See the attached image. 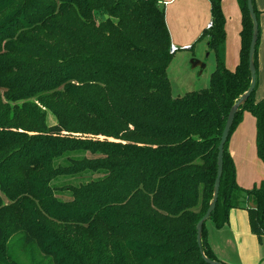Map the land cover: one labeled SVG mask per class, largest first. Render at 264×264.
<instances>
[{"label":"trees","instance_id":"16d2710c","mask_svg":"<svg viewBox=\"0 0 264 264\" xmlns=\"http://www.w3.org/2000/svg\"><path fill=\"white\" fill-rule=\"evenodd\" d=\"M237 1L238 66L225 64L223 0H210L212 28L200 39L216 57L211 85L176 97L161 0H0V264H16L9 252L17 248L42 264L34 247L52 264H207L197 224L213 200L229 113L252 80L253 22L248 0ZM259 42L260 35L257 75ZM256 89L236 115L209 220L222 228L232 209L245 208L262 241L264 182L240 187L229 151L248 111L264 161V98L254 101ZM85 153L97 158H76ZM92 174L101 177L52 186ZM62 190L73 200L60 199ZM202 240L205 255L222 262L206 224Z\"/></svg>","mask_w":264,"mask_h":264},{"label":"rangeland","instance_id":"374dc122","mask_svg":"<svg viewBox=\"0 0 264 264\" xmlns=\"http://www.w3.org/2000/svg\"><path fill=\"white\" fill-rule=\"evenodd\" d=\"M183 0H179L181 2ZM208 1V0H207ZM210 1V0H209ZM208 1V2H209ZM162 3V2H161ZM190 9L186 10V16L190 15L193 11V7L196 5L197 0H189L185 2ZM202 15L205 12V6L201 4ZM163 4V3H162ZM255 5L258 11V22L260 28V42L258 48V61H259V74H258V86L254 94V101L259 102L264 98V0H255ZM210 3H208L209 9ZM164 7V6H163ZM174 10V9H173ZM173 12V13H172ZM168 15V8H167ZM107 18V16H106ZM101 19V18H100ZM178 19L176 13L171 10L170 13V23L173 27L177 25ZM176 28V27H175ZM203 34V33H202ZM202 36V35H201ZM200 36V38H201ZM198 39L194 42L196 59H203L206 64V68L200 73V69H193L191 65V60L195 57L194 53L180 50L178 51L170 64L168 73L172 84L173 96H180L185 92L197 91L208 89L211 85L212 73L216 69V57L213 52H210L207 45L206 39ZM192 45V46H193ZM191 46V47H192ZM200 52V54H198ZM208 56V57H207ZM199 57V58H198ZM226 64V63H225ZM238 64V63H237ZM237 64L233 68H228L235 70ZM249 114V115H247ZM252 115L245 111L242 115V122L245 116ZM246 116V117H247ZM256 120L253 118L245 122L247 127L251 128L253 125V132L255 130ZM56 120L51 113H48L46 118V124L48 126L55 124ZM235 133V132H234ZM236 135H232L230 142L235 139ZM233 137V139H232ZM256 147V149H255ZM77 159H94L97 156H93L89 153L79 154L76 156ZM250 161L244 157L238 159L237 168V183L240 187L245 190H251L255 187H261L262 182H264V161L258 157L257 143H254V153L252 151L249 153ZM244 159V160H242ZM101 177L99 174H92L89 177L79 178V177H61L56 181H53L52 186L59 188H66L65 185H81L86 184L89 181L97 180ZM240 182V184H239ZM58 197L64 201L73 200L69 193L65 191H58ZM4 201L8 203L9 201L4 198ZM247 207V205H245ZM244 210L232 209L229 214L228 223L222 227L218 228L214 221L209 220L206 223V230L208 233V239L211 246H216L219 249L220 255H224L227 261L236 262L240 260V255L245 253L246 256L252 259L249 261L250 264H264V238L260 241L251 232L249 214L245 208ZM23 234H18L10 241V245L18 242ZM34 256L39 260L43 261L42 264H52L49 259H46L42 253L36 249L32 248ZM9 256L16 264H33L32 255L28 250H23V248L11 249ZM12 260V261H13Z\"/></svg>","mask_w":264,"mask_h":264},{"label":"crops","instance_id":"0c3cea01","mask_svg":"<svg viewBox=\"0 0 264 264\" xmlns=\"http://www.w3.org/2000/svg\"><path fill=\"white\" fill-rule=\"evenodd\" d=\"M161 1L166 9V22L170 32L171 43L173 45L179 48L192 46L194 42L200 38V36L205 30L210 29L209 26L212 24V14H211V3L209 0H208L209 2L207 0H201V4L205 6V12L203 15L199 3L200 0H197L196 5L193 7V11L191 12L190 15L187 16H186V10L190 8L185 2H188L189 0H183L181 2H179V0H161ZM208 3H210L209 9H208ZM167 8H168V15H167ZM171 10L174 11V13H176L177 15L178 22L177 25H175L176 28L173 27L170 23ZM223 13L226 18V44L224 48V58H225L226 67L233 68L237 63L239 64L240 62V49H241L240 34L242 30V12L238 4V1L223 0ZM183 51H187V52L190 51L194 53L193 57H195L196 59L197 56L195 55V51H196L195 47L191 48L190 50H183ZM198 54H200V52ZM202 61L205 63L203 59ZM246 116L244 118V121L241 122L238 128L236 129L235 133H233V135H236L235 139L229 143V151L234 159L236 166H238V159L242 157H244L249 161L251 159H255V158H249V153L251 151L252 153H254V143H256V138H257V122L255 121L256 125H255V130L253 132L252 130L253 125L251 128V122L249 128L247 127L245 122L253 118L256 120V118L253 115H252L253 118H251L250 116L247 117ZM237 211H239V209ZM210 247L214 255L225 264H250L249 261H252V259L249 258V256H246L245 253H242L240 255L239 261L236 262L227 261L224 255H220L219 249L215 245L214 246L210 245Z\"/></svg>","mask_w":264,"mask_h":264},{"label":"water","instance_id":"95a60500","mask_svg":"<svg viewBox=\"0 0 264 264\" xmlns=\"http://www.w3.org/2000/svg\"><path fill=\"white\" fill-rule=\"evenodd\" d=\"M254 0H248V11L249 15L251 17V20L253 22V37L251 41V46H250V52H249V69L251 72V86L248 89V91L240 97V99L237 101V103L232 107L222 137L220 144L218 146V159H217V177L215 180V185H214V194H213V200L210 203V206L206 212V214L203 216V218L198 222L197 224V243L200 249V253L202 255L203 260L207 264H225L222 262L214 261L209 259L205 253H204V244H203V226L208 222L210 219L211 215L216 209V205L219 199V192H220V185H221V178L223 175V166H224V153H225V146L228 141V138L230 136L232 127L234 125V121L236 118L237 113L239 112L240 108L248 101L250 96L253 94V92L256 89L257 86V80H258V75H257V69L255 66V53H256V46L259 40V35H260V28H259V22H258V16L254 7ZM108 18V16H107ZM208 57V56H207ZM191 65L193 69H200V73L203 72V70L206 68V64L199 59H192L191 60Z\"/></svg>","mask_w":264,"mask_h":264},{"label":"built area","instance_id":"2783aa9c","mask_svg":"<svg viewBox=\"0 0 264 264\" xmlns=\"http://www.w3.org/2000/svg\"><path fill=\"white\" fill-rule=\"evenodd\" d=\"M209 28H212V24L209 26ZM190 49H191V46H186V47H183V48H179V47L171 44V50H170V52L172 54H175V53H177L180 50H190Z\"/></svg>","mask_w":264,"mask_h":264}]
</instances>
